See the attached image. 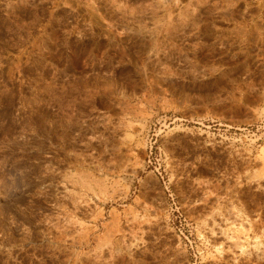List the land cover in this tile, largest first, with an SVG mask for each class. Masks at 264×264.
Wrapping results in <instances>:
<instances>
[{
    "label": "rangeland",
    "instance_id": "rangeland-1",
    "mask_svg": "<svg viewBox=\"0 0 264 264\" xmlns=\"http://www.w3.org/2000/svg\"><path fill=\"white\" fill-rule=\"evenodd\" d=\"M259 125L264 0H0V264H264Z\"/></svg>",
    "mask_w": 264,
    "mask_h": 264
},
{
    "label": "built area",
    "instance_id": "built-area-1",
    "mask_svg": "<svg viewBox=\"0 0 264 264\" xmlns=\"http://www.w3.org/2000/svg\"><path fill=\"white\" fill-rule=\"evenodd\" d=\"M260 126V125H259ZM258 127V126H257ZM260 127H264V125L263 126H260ZM259 128V127H258ZM258 128L256 129V130H258Z\"/></svg>",
    "mask_w": 264,
    "mask_h": 264
},
{
    "label": "bare ground",
    "instance_id": "bare-ground-1",
    "mask_svg": "<svg viewBox=\"0 0 264 264\" xmlns=\"http://www.w3.org/2000/svg\"><path fill=\"white\" fill-rule=\"evenodd\" d=\"M263 152V151H262Z\"/></svg>",
    "mask_w": 264,
    "mask_h": 264
}]
</instances>
